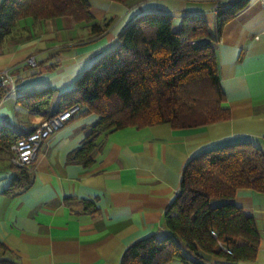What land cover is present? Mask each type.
Returning a JSON list of instances; mask_svg holds the SVG:
<instances>
[{
  "label": "crops",
  "instance_id": "obj_1",
  "mask_svg": "<svg viewBox=\"0 0 264 264\" xmlns=\"http://www.w3.org/2000/svg\"><path fill=\"white\" fill-rule=\"evenodd\" d=\"M1 1V0H0ZM93 20L71 16L20 19L0 43V72L9 69L15 86L0 102V125L23 134L45 119L29 112L17 97L54 89L50 112L61 95L98 58L113 50L125 25L135 16L171 14L177 32L185 16H199L213 38L224 106L230 117L201 126L172 128L164 122L126 126L108 133L91 152L92 163H66L67 154L90 134L99 116L75 114L45 140L27 167L31 185L3 193L15 173L9 154L0 150V258L17 264H120L126 248L154 234L169 235L164 212L175 198L184 164L198 152L230 140L251 141L264 151V4L249 0L218 32V0H88ZM105 24L91 34V24ZM199 38L197 42H206ZM33 57L36 65L26 60ZM81 200L94 203L96 213ZM225 199H212L217 206ZM231 203L254 219L259 235L251 261L227 262L202 254V264H264V193L240 188ZM6 254L9 256H6ZM167 264H184L171 260Z\"/></svg>",
  "mask_w": 264,
  "mask_h": 264
},
{
  "label": "trees",
  "instance_id": "obj_2",
  "mask_svg": "<svg viewBox=\"0 0 264 264\" xmlns=\"http://www.w3.org/2000/svg\"><path fill=\"white\" fill-rule=\"evenodd\" d=\"M248 1L219 7L218 32ZM63 15L77 23L93 20L88 0H1L0 43L22 18ZM104 26L92 23L91 34L100 33ZM199 38L207 41L199 43ZM118 40L113 50L77 78L71 91L61 95L59 109L50 112L51 87L17 97L29 112L42 113L45 118L73 104H79L78 114L99 116L90 134L67 154L66 163L89 166L91 152L108 133L122 127L168 122L172 128H188L230 117L224 106L213 38L203 18L185 16L175 32L171 14L141 13L125 25ZM6 92L7 88H0V96ZM21 135L0 125V150L9 154L10 144ZM11 166L15 173L2 190L6 194L25 190L32 182L27 167ZM240 188L264 193V151L259 146L230 140L198 152L184 164L177 194L165 209L164 226L169 235L150 234L134 241L123 252L120 264H167L171 260L202 264V254L230 263L253 260L259 243L254 219L230 202ZM212 199L226 202L212 206ZM81 202L84 209L97 212L92 201ZM0 248L7 250L2 243ZM0 264L17 263L0 258Z\"/></svg>",
  "mask_w": 264,
  "mask_h": 264
},
{
  "label": "built area",
  "instance_id": "obj_3",
  "mask_svg": "<svg viewBox=\"0 0 264 264\" xmlns=\"http://www.w3.org/2000/svg\"><path fill=\"white\" fill-rule=\"evenodd\" d=\"M221 5L230 4L236 0H218ZM264 4V0H261ZM29 66H35L33 57L26 60ZM15 82L11 70L5 69L0 72V88L13 89ZM5 95L0 96L1 98ZM80 111L79 104H73L66 110L59 111L42 120L36 127L23 133L18 139L9 146V161L16 167H28L37 158L41 144L47 140L55 131L63 127L75 114ZM227 250L225 247H223Z\"/></svg>",
  "mask_w": 264,
  "mask_h": 264
},
{
  "label": "rangeland",
  "instance_id": "obj_4",
  "mask_svg": "<svg viewBox=\"0 0 264 264\" xmlns=\"http://www.w3.org/2000/svg\"><path fill=\"white\" fill-rule=\"evenodd\" d=\"M10 168H11V169H14L12 166H10ZM6 256H8V255L6 254ZM8 257H9V256H8Z\"/></svg>",
  "mask_w": 264,
  "mask_h": 264
}]
</instances>
